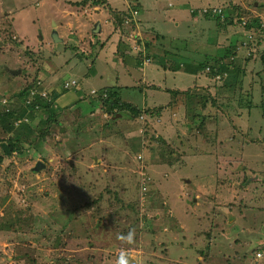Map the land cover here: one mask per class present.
I'll return each mask as SVG.
<instances>
[{
    "label": "rangeland",
    "instance_id": "obj_1",
    "mask_svg": "<svg viewBox=\"0 0 264 264\" xmlns=\"http://www.w3.org/2000/svg\"><path fill=\"white\" fill-rule=\"evenodd\" d=\"M132 1L0 0V104L13 105L17 99L15 93L27 87L32 95L50 97L52 90L61 94L60 104H55L57 117L47 127L42 145H37L38 152L24 150L20 155L14 151L3 160L1 157L0 222H9V225L7 229L0 227V264H124L126 261L120 260L124 255L121 250L133 255L138 264H157L162 253L158 249L166 250L165 243L177 246L180 240L184 245L211 250L205 257L199 256L184 261V264H243L247 254L251 259L244 264H264V249L257 250L264 246V105L261 104L264 96V17L261 12L264 0H202L199 4L207 2V5L215 6L205 15L200 9L192 11L189 8L196 0H181L186 6L176 0L173 4L182 8L179 11H171L168 0H154L158 9L168 10L177 22L175 27L166 30L157 26L160 19L137 26V20L145 16L135 9L130 10ZM69 2L79 6H69ZM148 2L135 0L136 5H148ZM190 13L215 22L209 29L210 42H213L216 27L227 25L230 29L225 36L233 33L229 36L231 39L224 37L223 43L213 50L208 47L210 45L192 46L189 42H185L187 47H181L175 36L179 27L191 22ZM222 15H228L227 19ZM255 18L260 19L261 26H258L260 22L248 26L241 23H250ZM238 19L242 21L238 22ZM97 21L102 22V29L93 32ZM39 24L49 28L48 32ZM151 24L156 25L155 30L167 32V37L162 40L155 34L146 38ZM56 27L55 33L64 38L62 45L57 44L58 49L50 36V31ZM110 27L117 31L108 29ZM165 27L167 25H162ZM245 41L246 44H242ZM104 43L113 46L111 51L103 50ZM240 44L241 51L237 49ZM122 54L145 61L142 66L134 65L135 62L123 60ZM221 55L227 63L234 57L233 65L240 70L237 76L243 85L240 89L236 87L235 95L231 94L234 93L231 84L235 76L221 71L224 76L218 79L210 66L197 71V76L203 77L205 83L193 82V87L184 95L181 92L170 99L158 93L157 100L164 104L156 102L153 107L142 108L148 110L142 112L137 126H144L146 130H121L118 121L122 117L106 116L101 111L104 110L102 103L96 111L89 113L92 110L86 105L89 100L101 101L100 87H109L116 78L137 82V86H133L138 95L135 98L145 100V90H157L154 85L161 84L147 81L151 79L149 75L145 79L149 67L167 75V82L182 73L178 81H175L176 77L168 82L178 86L189 74L183 69L184 63L180 66L181 60L193 66L200 62L209 66L213 62L211 58ZM176 64L182 69L171 70ZM156 70L148 71L153 80L158 77ZM207 78L213 79L212 82ZM189 82L188 78H183L181 86ZM95 87L97 90L92 92ZM63 89L68 90L64 93ZM212 93L215 94L213 105L217 115L191 112L207 104ZM253 93L259 97L253 98ZM77 96L84 100L76 101ZM101 97L104 98L105 93ZM165 110L177 130L169 129L175 126L167 123L164 117L161 119V112ZM186 110L189 116L200 113L201 124L211 123L217 127L202 130L196 126V117L194 121L185 118ZM218 118L230 124L233 130H218ZM124 119L128 125L135 122ZM231 134L233 143L229 144L232 149L228 155H222L223 147L229 148L221 140L228 139L225 136ZM103 143L108 146L111 156H121V145L125 149L130 146L137 159L143 153L149 157L148 174L140 169L138 178L142 187L147 186L150 195L158 201L153 204L154 201H146V196L135 207L137 212L150 218L142 225V231L127 227L129 220L124 217L122 220L115 218V212L107 206L109 202L104 196L101 199L104 207L94 215L85 212L84 216H87L79 222L72 220L81 214L62 200L67 193L78 191L77 177L82 178L83 183L91 177L94 163L100 162L99 158L92 160L91 149H99ZM211 155L219 159L218 169L215 176L211 172L205 178L202 166L212 165L209 162ZM25 160L27 164H23ZM165 160H174L176 168L163 163ZM37 162L43 166L33 170ZM96 169L105 176L103 167ZM118 172L127 173V170ZM143 172L147 174L146 179L142 177ZM252 176L260 178L262 183L254 182ZM228 177L227 184H218ZM250 182L254 183L249 185ZM227 204L230 211L225 212ZM166 213L173 216L163 220ZM96 219L102 222L90 228ZM147 224H154V227L162 224L167 233L146 234ZM197 231H201L200 236ZM121 234L132 236L129 242L137 241V247L124 244ZM246 237L252 240L243 246L240 241ZM240 246H243L241 250ZM176 258L181 261L182 253Z\"/></svg>",
    "mask_w": 264,
    "mask_h": 264
},
{
    "label": "trees",
    "instance_id": "obj_2",
    "mask_svg": "<svg viewBox=\"0 0 264 264\" xmlns=\"http://www.w3.org/2000/svg\"><path fill=\"white\" fill-rule=\"evenodd\" d=\"M202 2V0H196V2H193L194 7L191 9L194 11V9H200L202 11L204 7V4H199ZM192 5V6H193ZM206 5V4H205ZM131 9L136 10V5L134 4L133 7H129ZM124 11V10H122ZM193 17L197 16L196 13H191ZM207 13H204V15ZM224 19H227L228 15H222ZM230 17V16H229ZM236 18H239L236 17ZM243 19V17H241ZM232 18H230L231 20ZM120 20V19H119ZM248 20V18L246 19ZM241 19H238V22H241ZM251 22L248 24L241 22L243 25H257L260 22L259 18H255L254 20H250ZM258 26H261V22L258 24ZM216 27V32L219 36L220 33H225V31L230 29V26L226 27H220L218 30ZM217 34H214V39L213 42L216 41ZM233 33H230V37H232ZM229 37V38H230ZM231 39V38H230ZM211 42V43H213ZM223 43H219L220 45ZM245 42H242V44ZM240 51L242 48V45L237 46ZM212 50L215 49L214 46H210ZM235 48V46H234ZM230 52H232L230 50ZM229 52V54H230ZM215 53V52H214ZM123 59L126 62L131 61L134 63V65H142L143 60L140 61V59H132V57L128 54H122ZM223 56H217L211 58L213 62L209 66L207 64H204L203 62H200L199 64H196L195 66L191 65L190 63L183 62L185 67L183 68L185 72L189 74H196L198 70L203 69L204 67H213L215 74L217 75L218 79L223 78L224 76L221 71L226 72V74L229 76H235L234 79L232 80L231 86V91H233L235 95V89L236 87L238 89L241 88V85H243V82L241 79L238 78V73H239V68H236L233 64L235 63V60L233 59L234 57L231 58V61L229 63L228 60H224L222 58ZM137 59V60H136ZM234 60V61H233ZM210 67V68H211ZM221 67H223V70H221ZM71 69V68H70ZM182 69L179 66H176L175 70ZM225 74V73H224ZM226 75V76H227ZM216 83V81H214ZM30 87V86H29ZM68 89H63V92H67ZM99 92L102 94L105 93V97L102 98L101 95L99 96L100 100L98 99H90L88 102V106L94 111L98 107V103H102V107L104 108L105 112L108 114H114V113H120V112H126L130 117H139V115H142V112H147L148 109H142L145 108L143 107L144 105L141 103L140 100L133 98L134 102H128L127 100H124L120 97V92L119 88L116 87H108V88H100ZM210 101L207 102V104H204V106L201 107L198 106L196 109L191 110V112L194 111H204L206 113L202 114L207 115L208 112H213L215 111V107L213 103L215 102V94H211ZM237 95V94H236ZM45 95H36V94H31L29 91V88H23L19 90L18 92L15 93V97L17 98L14 101V104L11 105L6 104L7 102L3 103L2 105L0 104V160L2 157V160L4 159L3 157L11 155L14 151L16 154H23L25 151L24 150H32L33 153H37V145L41 146L42 145V139L45 136V133L47 131V127L53 123V121L57 117V109L55 107L56 100L61 96L60 92L56 90H52L50 97ZM136 97L138 95L135 94ZM239 96V95H238ZM253 98L256 99V97H259L258 95L256 96V93L251 94ZM240 97V96H239ZM76 101L84 100L81 98H76ZM261 104L264 105V96L261 99ZM236 101V99H235ZM58 103V102H57ZM141 107V108H140ZM186 107V105H185ZM149 112V111H148ZM182 112V110H181ZM190 112V111H188ZM185 117L188 118L190 121H194L193 117H199L197 118V123L200 126H204L203 123L200 124L201 119L200 118V113H193L192 116H189L186 110ZM193 123V122H191ZM228 137V139L221 140L222 143H226L227 147L229 149H226V147H223V152L222 155H228V151L232 149V144L233 141L231 140V136H225ZM231 137V138H230ZM230 138V139H229ZM122 144L125 145V142L122 141ZM120 148V153L121 156H111L109 154L110 151H108V146L106 143H103L100 145L99 149L92 148L91 149V158L94 160V158H99L100 162L94 163V168L91 171V177H88L84 180L85 183H83L81 180L82 178L77 177L78 181V191H75V193H67L65 195V199L63 198V201H67L71 208H73L74 211H78L81 215H78V217L73 219L72 221L74 222H79L82 220L84 217V213L87 212L88 215H94L97 211L101 210L104 206L103 201L101 200L102 197L104 196L106 200L109 202L107 205L110 209H113L115 212V218H119L122 220L124 217L126 221L129 220V225L127 224V227L129 228H135L139 229L142 231V225L144 223H148L150 221V218L145 216L144 214H141L139 211L137 212L135 207H137L141 203V198H143V201L145 197L147 196L146 201H158V199L155 196L150 195V192L147 190V186L142 187L141 181L138 178V174L140 169L144 171L145 173L148 174V169H149V162L146 154L143 153V156L141 158H136L135 153L132 152L130 149V146L125 149L121 145L119 146ZM176 151H179L178 148H174ZM227 150V151H226ZM212 161H209L212 163V165H209V167L206 165L202 166L203 171L205 172L204 174L206 175L205 178L208 177L209 173L216 174L217 171V163H218V158H216L215 155H211ZM112 158L115 160H112ZM137 162L136 165L133 164V162ZM163 163L167 164L168 166H175V162L170 161V160H165ZM23 164H27L26 160L23 161ZM208 164V163H205ZM129 166L131 168H129ZM178 166V164H177ZM185 166V165H184ZM98 167H103L105 169V176L101 174L99 171H97L96 168ZM207 168L208 172L207 171ZM126 169L127 173L125 172H118L119 170ZM140 171V173L142 172ZM230 170L229 172H231ZM142 177L145 179L147 177V174H144ZM228 172V176H230V173ZM120 174V175H119ZM215 176V175H214ZM213 176V178H215ZM238 176V174H237ZM143 181V180H142ZM230 181V177L226 178V180L219 181V185L227 184ZM217 183V180H216ZM245 183V182H244ZM128 184L127 189L125 188V185ZM138 184V185H137ZM103 185V186H102ZM216 185V186H219ZM144 189L145 192H141L140 189ZM97 192V193H96ZM150 195L151 197H149ZM212 199L215 200V197L212 196ZM152 204V205H153ZM228 208L225 209L226 211H230L229 204ZM239 207L235 210L237 213ZM76 211V212H77ZM77 215V214H76ZM108 217L107 215H105ZM103 216V217H105ZM173 216V214L166 213L163 217V220H166ZM215 216H218L216 214ZM176 218V216H174ZM113 218V219H115ZM214 218V217H212ZM177 219V218H176ZM230 221V220H229ZM98 222H102L101 220H95V222H92L90 225V228L96 227ZM126 224V223H125ZM9 225V222H0V227L7 229ZM157 226V225H156ZM102 228V227H101ZM147 229H144L146 234H156L159 232L167 233L165 229H163L162 224H159L157 227H154L153 225H146ZM88 229V228H87ZM163 229V230H162ZM96 232L99 231L95 230ZM148 231V232H147ZM201 231H197L196 234L200 236ZM243 235V234H241ZM121 241L124 244L129 245L131 248L137 247V241L134 242L133 240L129 242V239H132V236L129 234L124 235L121 234ZM128 239V240H127ZM252 240V239H251ZM251 240L244 239V241L241 239L240 243L242 242L243 246L246 245L248 242L250 243ZM65 244V243H64ZM66 245V244H65ZM127 245L125 247H127ZM164 245V244H163ZM225 246L227 244H224ZM165 246V245H164ZM243 246H240V250ZM124 247V248H125ZM152 247L154 244H152ZM185 256L188 257L190 260L192 259H197L199 256H206V253H210L209 250H204L203 248H196L191 245H184L181 240L179 241V245H177L175 248H173L172 254L177 255V253H182L184 250H186ZM206 249V248H205ZM264 249V246L261 248H258L257 250ZM125 250H121L123 252ZM255 252V250H254ZM195 253L198 254L195 255ZM251 255V254H250ZM186 257H183V259L180 261L179 258H176V256H172L168 258L167 260L160 259L157 264H184V259ZM247 257H249V254L245 255L243 258V264L246 262ZM153 264V263H149Z\"/></svg>",
    "mask_w": 264,
    "mask_h": 264
},
{
    "label": "crops",
    "instance_id": "obj_3",
    "mask_svg": "<svg viewBox=\"0 0 264 264\" xmlns=\"http://www.w3.org/2000/svg\"><path fill=\"white\" fill-rule=\"evenodd\" d=\"M55 1H57V0H54V2ZM146 1H149L148 2V5H146L145 3H143L142 5H136V11H138L139 12V14H144V16H145V18H142V19H140L139 18V20H137V26H138V24L140 23H142V26L143 25H148L151 21H155L156 19H160V21H158L156 24H157V26L158 27H160L161 29H163V30H166V29H168L169 27H171V28H173V27H175L176 25H177V22H176V20L173 18V17H171L170 15H169V13H168V10H163V8H161V9H158L159 7L154 3V0H146ZM159 1H161V0H159ZM177 1H179V3L181 2L182 4H184V2L183 1H181V0H177ZM54 2H53V5H54ZM175 1H173V3H174ZM207 2H210L209 0L207 1ZM207 2H206V5H207ZM169 3L170 2H168L167 1V6L168 7H172V9H170L171 11H179V10H182V8H180L178 5H176V6H174V4H172L171 6H169ZM135 4V1H133L132 2V5H134ZM185 5V4H184ZM213 5V4H212ZM186 6V5H185ZM205 6V5H204ZM213 7V6H212ZM262 12V18L264 17V9L261 11ZM190 15H191V17H190V23H187V24H184V26H181V27H179L178 28V30H177V34H176V36L175 37H177V39H179V45L181 46V47H187L186 45H185V42H189V45L191 44L192 46H196V45H198V44H207V45H210V46H214V47H218L217 45L219 44V43H221L222 41H224V37H229L230 36V34L228 33V35H226L225 36V34L227 33V31H225V33L223 34V33H220L219 32V36H218V34H217V32H216V30L215 31H213L215 34H217V37H216V41H214L213 43H211L209 40H210V36H209V29L211 28V26L212 25H215V22L213 21V20H206V19H203V17L200 15V16H195V17H193V15L190 13ZM95 19H97L98 20V17H96ZM212 21V22H211ZM59 22V21H58ZM58 22H57V24H58ZM98 22V21H97ZM56 24V25H57ZM212 24V25H211ZM53 25H55L54 23H53ZM98 25L100 26V28H99V30L98 31H96V32H100V30L102 29V27L101 26H103L102 25V22L100 21V23L98 22ZM162 25H167V27H165V28H162ZM136 26V27H137ZM155 27H156V25L155 24H151L150 26H149V29H148V31H147V33H146V38H149L148 37V35H159V37L161 38L162 37V40H164L166 37H167V32H164V31H161V30H155ZM108 29H111L112 31H117V29H115V27H114V29H112L111 27L110 28H108ZM196 29H197V31H196ZM52 31H58V27H56V28H54ZM156 31V32H155ZM196 31V32H195ZM94 32V31H93ZM155 32V33H154ZM195 32V33H194ZM228 32H229V30H228ZM104 33V31L102 32V34ZM100 37H102V36H100ZM221 37H222V39H221ZM183 38L184 39H186V40H183ZM104 41V40H103ZM103 41H101V43L103 42ZM62 42H63V40L61 39L60 41H54L53 43H54V45H55V48L56 49H58L59 47L57 46V44H61L62 45ZM107 42V41H106ZM210 42V43H209ZM64 43V42H63ZM35 45V44H34ZM210 46H208V47H210ZM219 46H220V44H219ZM112 45H108V44H103V50H110L111 51V49H112ZM143 50V49H142ZM182 50L184 51V53H186L185 52V50L182 48ZM189 54L188 55H190V56H193L190 52H188ZM124 60V59H123ZM147 60V59H146ZM145 61V60H144ZM143 61V62H144ZM143 62H142V65H143ZM160 62H162V61H160ZM183 62H184V60H181L179 63H180V66H182V64H183ZM142 65H139V66H142ZM163 65H164V63H163ZM176 66H178V64H176L175 65V67L173 68V69H171V70H174V71H176L175 70V68H176ZM168 69V68H167ZM149 70H156V69H153V68H148L147 69V71H146V74H145V79H147V76L149 75V76H151V79H149V80H147V81H151V82H153V81H156V82H159V83H161V84H158V85H154V86H156L158 89L157 90H153L152 88L151 89H146L145 90V95H146V97H145V100H144V98L142 99V98H139L138 100H140L141 101V103L144 105L143 107H145V106H149V105H151L152 107L153 106H155L156 104H153V103H156V102H158V103H162V102H160V101H158L157 100V94L158 93H162V94H164V95H166L167 96V98L168 99H170V97L172 98V97H174L175 96V94H177L176 95V97H178L179 95H180V93L182 92V95H184V92L188 89V88H192L193 86V82H198V83H205V79L203 78V77H200V76H197L198 75V73H196V74H188L187 76H185V77H183V78H188L189 80H190V82H189V84H187L186 86H181V83H182V81H183V78L181 79V81H180V83H178L177 85L178 86H176V83H175V85L174 84H169L168 82L171 80V79H174V78H176V80L175 81H178L179 80V75H182V73H180V74H177L176 76H174V77H171L170 79H169V81L167 82V80L166 79H168V77H167V75H164V74H162V73H160L159 71H157L156 70V72H155V76L157 77V75H158V77L155 79V80H153L152 79V75L151 74H149L148 73V71ZM179 70V69H178ZM158 79H161L160 81H157ZM165 80V81H164ZM207 80H209V81H211V80H213V79H211V78H207ZM212 82V81H211ZM73 84L75 83L74 81L72 82ZM137 82H133V81H131V80H129V79H126V80H124L123 78H116L115 79V83H113V84H111V85H109V87H116V88H119V92H120V97L122 98V99H124V100H127L128 102H134V100H133V98H135V93L136 92H134L133 90L134 89H136V88H134L133 86H137V84H136ZM168 84V85H167ZM214 84V83H213ZM86 85V84H85ZM147 86V85H146ZM102 87H104V86H102ZM101 88V87H100ZM104 88H108V86L107 87H104ZM94 89H96L97 90V88L95 87V88H92V92H94ZM161 90V91H160ZM86 94H87V92H86ZM144 95V96H145ZM87 96V95H86ZM78 97V96H77ZM76 97V98H77ZM133 97V98H132ZM184 97V96H183ZM75 98V99H76ZM59 99H61L60 97L56 100V102H58V104H60V100ZM85 100H88V99H85ZM66 101H68V100H66ZM168 101V100H167ZM152 102V103H151ZM74 103V102H73ZM157 103V104H158ZM101 104V102H99L98 103V107H99V105ZM162 104H164V103H162ZM87 105V104H86ZM160 105V104H159ZM179 105V104H178ZM177 105V106H178ZM177 106H175V107H177ZM75 107H76V105H75ZM97 107V108H98ZM96 108V109H97ZM96 109L94 110V111H96ZM162 109V108H161ZM93 110H91L89 113H91V112H94ZM106 116H110L108 113H106L104 110H101ZM86 112V111H85ZM217 109H215V111H213V113L214 114H216L217 115ZM161 113H163V115L161 116V119H163V117L165 118V121L167 122V123H169L171 126L172 125H174L175 126V124L174 123H172L171 122V120L169 119V117H168V115H167V111L165 110V111H162ZM181 109L179 110V112L177 113V116H179L180 117V115H181ZM115 114V117H119V116H121L122 117V119H120L119 121H118V124H120L121 125V130H146V128H144V126L141 128V127H138L137 126V121H138V118L139 117H141L142 115L140 114L139 115V117H130L129 115H128V113H126V112H118V113H114ZM145 114V113H144ZM144 117H146V116H144ZM147 117H149V116H147ZM171 117V116H170ZM124 118H130L129 119V121H127V122H133L134 120H135V122L133 123V124H126V120L124 119ZM186 118V117H185ZM193 118H195V117H193ZM196 118H199V117H196ZM169 119V120H168ZM187 120H189L188 118H186ZM219 119V118H218ZM152 124H155V122H152ZM201 124V123H200ZM162 125H166L164 122H162ZM196 126H199L202 130H204V129H206V130H211L212 128H213V130L215 129V127H217L215 124H213V126H211V123H207L206 125H204V126H200L199 124H197ZM218 126H219V128H218V130H233V128H232V126L230 125V124H227V123H225V121H223V119H219V123H218ZM207 127H210V128H207ZM169 129H171V130H177V128H176V126L175 127H169ZM191 130V129H190ZM231 137H232V134L230 135ZM230 137V138H231ZM251 176V175H250ZM252 180H254V182H259V183H262L261 182V180H260V178H257V177H255V176H252ZM254 182H250L249 183V185H251L252 183H254ZM262 184H264V183H262ZM238 185H240V187H242V185L241 184H238ZM259 187H261L260 185H259ZM256 189V188H255Z\"/></svg>",
    "mask_w": 264,
    "mask_h": 264
},
{
    "label": "clouds",
    "instance_id": "obj_4",
    "mask_svg": "<svg viewBox=\"0 0 264 264\" xmlns=\"http://www.w3.org/2000/svg\"><path fill=\"white\" fill-rule=\"evenodd\" d=\"M133 1H135V0H133ZM132 1V2H133ZM173 1H176V0H168V2H170L169 3V5L171 6L172 4H173ZM61 3H63V2H61ZM172 3V4H171ZM66 3H63V5H65ZM70 4L71 5H73V6H79V5H77V4H75V3H72V2H69V6H70ZM185 4V3H184ZM191 5H192V3H190ZM136 5V4H135ZM215 6H213V8H214ZM189 8L190 9H192V6H190L189 5ZM212 8V6H210V5H205V8H203L202 9V11L201 12H210V9ZM84 17V16H83ZM85 18V17H84ZM96 24H98V23H96ZM95 24V25H96ZM40 25V24H39ZM76 25V24H75ZM42 28L41 29H45L44 27V25H40ZM51 26H52V22H51ZM40 29V28H39ZM47 32H48V30H49V28L48 29H45ZM50 36L52 37V38H54V40L52 39V41L54 42V41H60L61 39H64V38H60L56 33H55V31H50ZM33 34H34V32H33ZM37 163H39V162H37ZM43 166V165H42ZM35 168H36V166H35ZM35 168H33V170H38V169H35ZM165 245L167 246V247H165L166 248V250L165 249H163V248H159L158 250H161L162 251V253H161V257H160V259H163V260H167L168 258H170V256H169V254H171V257L172 256H176V255H173L172 254V251H173V248H175L176 246L175 245H173V246H171L170 244H167V243H165ZM186 251H187V249L186 250H184L183 252H182V255H183V257H186L185 256V254H186ZM123 253H124V255L123 256H121V262L122 261H126V263H124V264H138V261H136V260H134L133 259V257L132 256H130L131 254L128 252V251H123ZM178 254V253H177ZM255 256H256V254H255ZM124 257H126V260H124ZM247 259H251V258H247ZM187 260H190L188 257H186L185 259H184V261H187Z\"/></svg>",
    "mask_w": 264,
    "mask_h": 264
},
{
    "label": "water",
    "instance_id": "obj_5",
    "mask_svg": "<svg viewBox=\"0 0 264 264\" xmlns=\"http://www.w3.org/2000/svg\"><path fill=\"white\" fill-rule=\"evenodd\" d=\"M95 27H96V28H95V29H93V31H94V32L98 31V30H99V28H100V26H99L98 24H96V25H95ZM40 167H42V164H40V163H37V164H36V168H35V169H39Z\"/></svg>",
    "mask_w": 264,
    "mask_h": 264
}]
</instances>
